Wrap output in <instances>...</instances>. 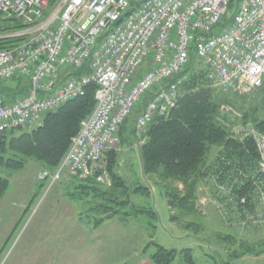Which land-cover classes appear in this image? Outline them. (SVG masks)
<instances>
[{"label": "built area", "instance_id": "2783aa9c", "mask_svg": "<svg viewBox=\"0 0 264 264\" xmlns=\"http://www.w3.org/2000/svg\"><path fill=\"white\" fill-rule=\"evenodd\" d=\"M0 15L23 27L0 39L25 37L0 50V83L29 81L25 94L0 91V133L39 128L45 115L98 87L52 181L66 174L110 185L105 150L134 113L139 136L170 116L192 53L215 87L240 96L264 88V0H0ZM256 131L247 123L235 133L254 139L264 174Z\"/></svg>", "mask_w": 264, "mask_h": 264}, {"label": "rangeland", "instance_id": "374dc122", "mask_svg": "<svg viewBox=\"0 0 264 264\" xmlns=\"http://www.w3.org/2000/svg\"><path fill=\"white\" fill-rule=\"evenodd\" d=\"M198 65L204 66L203 62ZM24 85L22 79H15L6 87L13 93L25 92ZM215 90L221 104L217 120L230 130L264 121V90L248 96ZM47 115L41 127H28L27 131L43 128ZM246 115L249 121H243ZM143 142L140 138L124 143L118 133L105 150L104 165L107 169L109 154L115 155L129 191L146 187L151 193L147 196L127 191L129 197L120 192L111 197L107 195L111 179L110 185H102L101 193L86 191L83 180L66 174L52 181L60 166L52 170L29 158H21V170L0 168V176L9 180V189L0 198V264H131L150 256L153 242L168 250L191 249L197 264H264V252L258 254L264 251V191L256 188L253 212H239L234 198L214 192L208 179L200 187L196 204V212L203 218L182 217L176 212L180 219L171 222L172 213L163 196L165 186L155 176L148 180L141 175L139 149ZM170 185L182 189L177 183ZM127 199L130 206L117 204ZM133 207L153 208L157 216L110 217L117 211L134 214ZM103 218L107 220L102 222ZM194 223L202 226L201 232L186 229ZM245 249L257 253L235 257Z\"/></svg>", "mask_w": 264, "mask_h": 264}, {"label": "trees", "instance_id": "16d2710c", "mask_svg": "<svg viewBox=\"0 0 264 264\" xmlns=\"http://www.w3.org/2000/svg\"><path fill=\"white\" fill-rule=\"evenodd\" d=\"M233 8L234 4L231 5V11ZM230 22L231 19L227 21V24ZM21 30L23 27L19 23L0 15V36L15 34ZM24 40L25 37L0 39V50L13 49ZM200 62L202 63L192 53L188 66L178 77L182 80L179 101L170 116L156 118L147 132L139 136L135 127L140 114L138 111L130 116L118 131L124 143L140 138L144 141L139 149L142 175L148 180L149 176H155L158 183L165 186L163 196L172 213L171 222L179 220L180 213L182 217L193 215L199 219L203 218L197 214L196 204L200 196V187L208 179L214 184V188L212 187L214 192L222 196L226 193L225 195L234 198L239 212L249 209L253 212L252 200L256 194V188L264 191V174L260 168L261 155L256 142L250 137L241 139L235 131L217 120L221 105L215 90L218 87L210 81L208 67L205 65V67H199ZM24 82L29 86L28 80ZM97 89V86L90 85L86 88L83 97L72 100L57 111L49 113L41 129L28 132L27 127V129L1 132L0 168L21 170L24 167L21 158H29L44 164L49 169H57L71 147V140L79 133L81 123L93 113L96 107ZM4 90L6 91V85L0 83V91ZM254 118L251 119L254 121L256 117ZM243 119V121L245 119L249 121V115L244 116ZM254 125L256 130L264 134V121H254ZM18 131L20 132L16 135ZM215 149L218 153L214 159H211ZM104 170L112 180V186L107 188L109 192L107 195L115 197L120 192L129 197L127 191L137 196L151 194L148 188L141 186L133 192L129 191L123 176L119 174L120 167L116 157L111 153L107 169L104 166ZM176 183L182 185V189L177 185L175 188L170 185ZM205 184H208V181ZM102 185L106 184L97 183L95 178L82 182V187L86 191L95 193L103 192ZM8 189L9 180L0 176V198L7 193ZM262 197H264L263 193ZM117 204L128 207L131 203L127 199ZM133 208L136 211L134 214L117 211L113 215L110 213V217L120 215L137 218L146 214L152 218L157 216L153 208ZM103 219L102 222L107 220V218ZM185 227L194 229L196 233L202 230V226L197 223H194V226ZM151 245L154 252L148 258L153 264H175L176 261L179 264H197L191 249L177 251L168 250L155 242ZM255 253L257 251L245 249L244 253L235 257L240 258Z\"/></svg>", "mask_w": 264, "mask_h": 264}, {"label": "crops", "instance_id": "0c3cea01", "mask_svg": "<svg viewBox=\"0 0 264 264\" xmlns=\"http://www.w3.org/2000/svg\"><path fill=\"white\" fill-rule=\"evenodd\" d=\"M12 84V83H11ZM28 87V86H27ZM6 91H7V93H13L12 91H10V90H8L7 89V87H6ZM217 153H218V150L217 149H215V150H213V152H212V156H211V159H214V157H216V155H217ZM139 158V157H138ZM140 172H141V175H142V171H141V164H140ZM121 176H123L121 173H119ZM123 178H124V176H123ZM131 264H153L150 260H149V258L148 257H143L142 259H139L137 262H133V263H131Z\"/></svg>", "mask_w": 264, "mask_h": 264}]
</instances>
